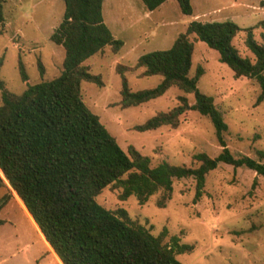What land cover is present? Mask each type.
<instances>
[{"label":"rangeland","instance_id":"1","mask_svg":"<svg viewBox=\"0 0 264 264\" xmlns=\"http://www.w3.org/2000/svg\"><path fill=\"white\" fill-rule=\"evenodd\" d=\"M192 13L184 14L176 0H166L147 11L141 0H103V21L112 36L122 41L117 51L111 46L88 58L85 64L100 74L102 86L82 81L84 103L126 151L133 146L150 158V165L161 161L196 167L194 154L216 156L222 149L210 119L189 107L179 116L175 128L160 126L138 131L159 111H168L178 95L193 104L192 94L170 87L162 96L137 106H120V76L125 71L129 89L136 91L158 84L160 76H142L134 68L137 58L148 51L170 47L192 20H231L240 30L232 43L242 56L253 59L244 44L246 29L261 42L260 22L264 20V0H190ZM0 22V79L6 89L20 94L27 84L50 80L62 69L64 50L50 39L62 19L63 0H3ZM193 43L189 75L201 67L198 89L213 97L226 129L221 133L225 146L235 157L248 156L264 163V99L257 102L259 86L254 78L234 77L221 63L218 52L189 34ZM21 63L26 80L19 72ZM42 66V73L39 70ZM1 103V99H0ZM0 176L2 173L0 171ZM6 181V180H5ZM1 188V187H0ZM120 188L107 186L96 196L105 208H124L128 217L158 235L163 229L165 243L177 236L179 243L192 245L190 252L176 254L183 264H264V177L246 167L226 163L205 176L202 195L196 201L192 177L175 179L170 198L157 206L161 193L139 204L134 195L121 200ZM7 200L0 208V264H59L55 253L31 221L14 190L2 186L0 196ZM21 206L27 217L21 211Z\"/></svg>","mask_w":264,"mask_h":264},{"label":"trees","instance_id":"2","mask_svg":"<svg viewBox=\"0 0 264 264\" xmlns=\"http://www.w3.org/2000/svg\"><path fill=\"white\" fill-rule=\"evenodd\" d=\"M141 1L147 11H152L166 0ZM63 2L62 19L50 34V39L64 50L59 75L27 84L20 94L6 89L0 79V187L7 181L62 264H183L176 254L190 252L192 245L179 243L177 236L165 243V229L153 235L132 221L124 208H105L96 196L114 185L120 188L121 200L134 195L139 204H144L160 192L157 206L163 207L170 198L173 181L192 177L196 201L202 195L205 176L219 163L243 166L264 177V163L245 155L235 157L225 146L221 133L226 123L213 97L197 87L203 69L198 67L194 75H189L193 43L188 38L193 34L215 49L219 61L232 70L234 77L254 78L259 86V102L264 99V20L259 24L261 42L254 38L251 27L246 29L244 44L253 59L240 55L232 43L240 30L235 22L192 20L170 47L137 58L134 68H142V76H160L154 87L131 91L124 73L133 67L116 66L122 108L160 97L170 87L194 97L189 105L185 96L178 95L179 104L157 112L136 125V130L164 125L175 128L179 116L189 107L210 119L222 145L214 157L204 152L194 154L199 162L196 167L167 161L151 166L150 158L133 146L124 151L82 99V81L98 86L103 83L101 75L91 73L85 61L105 46L117 51L122 45L103 21V0ZM176 2L182 13H192L190 0ZM39 70L42 73L40 64ZM19 72L26 80L20 62ZM7 197L0 196V208Z\"/></svg>","mask_w":264,"mask_h":264},{"label":"crops","instance_id":"3","mask_svg":"<svg viewBox=\"0 0 264 264\" xmlns=\"http://www.w3.org/2000/svg\"><path fill=\"white\" fill-rule=\"evenodd\" d=\"M102 4H103V2H102ZM3 188H4V186H3ZM0 189H2V187H1ZM20 209H21V211L24 213V215L27 217V219H29V218H28V216L26 215V213L24 212V210H23L22 206H21V208H20ZM29 221H30V219H29ZM55 257H56V259H57L58 263H59V264H62V263L60 262V260L58 259V257H57V256H55Z\"/></svg>","mask_w":264,"mask_h":264}]
</instances>
